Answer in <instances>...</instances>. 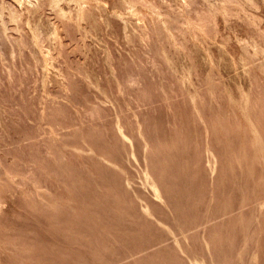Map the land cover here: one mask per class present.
Listing matches in <instances>:
<instances>
[{"label": "rangeland", "instance_id": "374dc122", "mask_svg": "<svg viewBox=\"0 0 264 264\" xmlns=\"http://www.w3.org/2000/svg\"><path fill=\"white\" fill-rule=\"evenodd\" d=\"M239 1L0 0V264H264V0Z\"/></svg>", "mask_w": 264, "mask_h": 264}, {"label": "bare ground", "instance_id": "6f19581e", "mask_svg": "<svg viewBox=\"0 0 264 264\" xmlns=\"http://www.w3.org/2000/svg\"><path fill=\"white\" fill-rule=\"evenodd\" d=\"M225 1V3L223 4V6H222V9L225 11V12H227V11H229V5L230 4H234V3H238V4H241V2L239 1V0H224ZM34 2V1H33ZM45 2V1H44ZM255 2V1H254ZM8 3V2H7ZM6 3V4H7ZM22 3H23V1H22ZM30 3V2H29ZM37 3V2H36ZM185 3V2H184ZM9 4V3H8ZM34 4V3H33ZM32 4V5H33ZM191 4V3H190ZM222 4V3H221ZM14 5V4H13ZM187 5V4H186ZM242 5V4H241ZM6 6V5H5ZM8 6V5H7ZM38 6V5H37ZM61 6V5H60ZM10 8L12 7L11 6V4H10V6H9ZM15 7V6H14ZM13 7V8H14ZM32 7V6H31ZM239 7V6H238ZM244 7V6H243ZM252 8H254V7H252ZM220 9V8H219ZM218 9V10H219ZM244 9V8H243ZM233 10V9H232ZM219 11H221V10H219ZM236 11H238V10H236ZM4 12V11H3ZM249 12V11H248ZM257 12H259V11H257ZM234 14V13H233ZM233 14H232V16H233ZM200 15V14H199ZM240 15V14H239ZM249 15V14H248ZM250 16H251V14H250ZM255 16V15H254ZM258 17H259V13H258V15H257ZM213 17V16H212ZM257 17V18H258ZM192 18V17H191ZM250 19V18H249ZM253 20H255L254 18H253ZM6 21V20H5ZM247 21V20H246ZM251 21V20H250ZM250 21H248V22H250ZM257 22V21H256ZM192 23V22H191ZM201 25H202V23H201ZM20 26H21V24H20ZM197 28V27H196ZM199 28V27H198ZM2 32H3V28L0 26V36L2 35ZM9 34V33H8ZM55 34V33H54ZM1 37H3V36H1ZM7 37V36H6ZM8 38V37H7ZM25 39V38H24ZM40 36L38 35V34H36L35 35V38H34V42L35 43H39L40 42ZM1 41V40H0ZM3 41V40H2ZM1 41V42H2ZM4 42H6V41H4ZM3 42V43H4ZM24 42H25V40H24ZM2 44V43H1ZM8 45V44H7ZM4 48V47H3ZM2 48V49H3ZM5 53V52H4ZM7 53V52H6ZM43 54H44V52H43ZM1 200V199H0ZM2 201V200H1ZM1 201H0V207H1ZM3 204V203H2Z\"/></svg>", "mask_w": 264, "mask_h": 264}]
</instances>
